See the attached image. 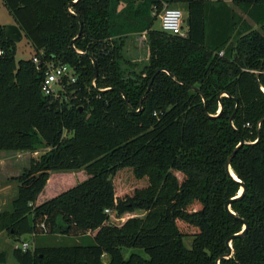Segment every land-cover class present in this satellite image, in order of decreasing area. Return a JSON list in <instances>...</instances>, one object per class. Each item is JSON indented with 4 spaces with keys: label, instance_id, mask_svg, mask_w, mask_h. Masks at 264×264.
<instances>
[{
    "label": "trees",
    "instance_id": "16d2710c",
    "mask_svg": "<svg viewBox=\"0 0 264 264\" xmlns=\"http://www.w3.org/2000/svg\"><path fill=\"white\" fill-rule=\"evenodd\" d=\"M3 2L40 64L17 61L0 24V151L49 149L16 177L0 231L93 239L15 247L16 264H264V0ZM179 5L191 17L186 37L153 27ZM143 33L148 64L127 72L124 46ZM47 62L75 68L67 97L42 93ZM241 139L231 166L247 192L231 208L249 228L222 257L244 227L225 208L241 189L226 169ZM82 170L41 200L55 173Z\"/></svg>",
    "mask_w": 264,
    "mask_h": 264
},
{
    "label": "rangeland",
    "instance_id": "374dc122",
    "mask_svg": "<svg viewBox=\"0 0 264 264\" xmlns=\"http://www.w3.org/2000/svg\"><path fill=\"white\" fill-rule=\"evenodd\" d=\"M230 1V0H225ZM175 8H179L183 10L186 14V9L184 6H172ZM165 8L159 14L158 19L154 23L155 29H162V20L161 15L164 12ZM239 12L240 9H238ZM187 16V15H186ZM13 22V18L6 6L4 5L3 0H0V24L8 25ZM255 28L259 29V26L253 25ZM123 54L125 58V62L123 63V68L127 70V72H138L140 73L142 69L148 64L149 60V47L147 44L146 33L143 34H135L128 38L126 47L124 46ZM35 56V48L33 44L24 37L21 41L16 43V59L17 61L21 59H28ZM129 62V63H127ZM49 148L45 144H42L37 147V151L35 153L31 151H0V211L10 210L12 207L13 200L18 195V185L19 182L16 179L27 167L30 166L31 160L33 158H39L41 154L46 152ZM10 154L11 159L5 160V155ZM73 175L62 176L60 174L63 173H55L53 175L52 181L48 184L45 195L42 196L41 200H45L46 197H51L52 193H54V188H57L58 191L62 190L65 186L62 185V177H65L68 182L67 184H76L79 181L83 180L86 177L85 171L72 172ZM66 173V174H72ZM61 219V217H60ZM62 221V219H61ZM22 240H19L10 236L8 233L4 232L0 236V251L6 250L8 253V261L6 264H16V261L13 257V250L17 244H21ZM93 242V239L89 235L83 236H68V235H57V234H38L37 236H31L29 239L30 248H34L35 245H81V244H89ZM193 236L188 235L184 238V243L188 248L192 247ZM133 249H125L124 254L125 257H128ZM143 255L147 256L142 252ZM104 261H109L107 255L103 257Z\"/></svg>",
    "mask_w": 264,
    "mask_h": 264
},
{
    "label": "built area",
    "instance_id": "2783aa9c",
    "mask_svg": "<svg viewBox=\"0 0 264 264\" xmlns=\"http://www.w3.org/2000/svg\"><path fill=\"white\" fill-rule=\"evenodd\" d=\"M162 30L167 33L186 37L188 35V27L185 25L186 17L183 10L175 7H166L162 15ZM3 51L0 49V54ZM223 54V51L220 53ZM33 61L39 67L40 59L33 56ZM77 81L75 68L69 64L47 62L45 69V77L41 84V91L45 96L53 98L67 97V85ZM94 85L96 86L95 82ZM110 212L109 209L106 210ZM31 238V237H30ZM24 250L30 248L29 241H24L16 245Z\"/></svg>",
    "mask_w": 264,
    "mask_h": 264
},
{
    "label": "water",
    "instance_id": "95a60500",
    "mask_svg": "<svg viewBox=\"0 0 264 264\" xmlns=\"http://www.w3.org/2000/svg\"><path fill=\"white\" fill-rule=\"evenodd\" d=\"M190 23H191V17L190 16H186V25L187 26H190ZM80 24H81V28H80V31H79V35L82 34V29H83V22H82V20H80ZM5 35H6L7 38H9L10 40H12V41H14L16 43L19 42V41H21L24 38V36H25L24 33H23V31L19 27V25H17L16 23L8 24V25L5 26ZM74 41L75 40L73 39L72 42H71V46H72V48L74 50H76L75 45H74ZM89 56L92 58L93 63H94L95 68H96V72H97L96 59L92 55H89ZM149 89H150V86H149ZM194 89H196L197 91H200L196 87H194ZM236 101L238 102V99L237 98H236ZM221 109H222V105H221ZM230 123L233 125V116L230 119ZM244 143H245L244 139H241V142L239 143V145L235 148V150L233 151V153L230 154V156L228 157V159L226 161V169H227V172L229 173V175L235 181L239 182V184L241 186V189H240V191L238 193V196L228 199L226 201V203H225V208L228 211V213H230L236 219L242 221L243 224H244V227H243V229H242L241 232L232 235L227 240V244L229 246V253L222 255V257H230L232 255V253H233V247H232V240H233V238L238 237V236H245L246 233H247V231H248V228H249V222L246 219H244V218L240 217L239 215H237L236 212L231 208V204L235 200L241 199L246 194V192H247V186H246V184L236 175V173H233L232 172V166H231L232 159H233L234 155L236 154V152L238 151V149ZM30 237H31L30 235H26V236H24L23 240L24 241H29ZM218 264H219V261H218Z\"/></svg>",
    "mask_w": 264,
    "mask_h": 264
},
{
    "label": "crops",
    "instance_id": "0c3cea01",
    "mask_svg": "<svg viewBox=\"0 0 264 264\" xmlns=\"http://www.w3.org/2000/svg\"><path fill=\"white\" fill-rule=\"evenodd\" d=\"M212 1H215V0H212ZM225 1V0H224ZM226 2H229V1H226ZM12 23H16L14 20H13V22ZM11 23V24H12ZM15 152H20V151H15ZM21 153V152H20ZM5 160H10L11 159V156H10V154H6L5 156ZM0 161H1V157H0ZM2 211H0V213H1ZM4 232L3 231H0V236L3 234Z\"/></svg>",
    "mask_w": 264,
    "mask_h": 264
},
{
    "label": "bare ground",
    "instance_id": "6f19581e",
    "mask_svg": "<svg viewBox=\"0 0 264 264\" xmlns=\"http://www.w3.org/2000/svg\"><path fill=\"white\" fill-rule=\"evenodd\" d=\"M232 172L234 173L233 169H232Z\"/></svg>",
    "mask_w": 264,
    "mask_h": 264
}]
</instances>
